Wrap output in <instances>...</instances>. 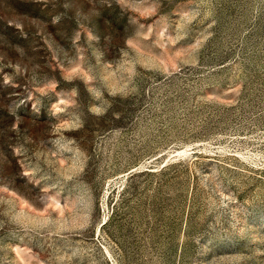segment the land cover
<instances>
[{
    "label": "rangeland",
    "instance_id": "374dc122",
    "mask_svg": "<svg viewBox=\"0 0 264 264\" xmlns=\"http://www.w3.org/2000/svg\"><path fill=\"white\" fill-rule=\"evenodd\" d=\"M0 264H264V0H0Z\"/></svg>",
    "mask_w": 264,
    "mask_h": 264
}]
</instances>
